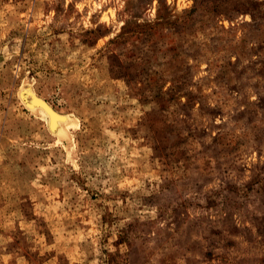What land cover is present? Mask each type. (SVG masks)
Listing matches in <instances>:
<instances>
[{
	"label": "rangeland",
	"instance_id": "obj_1",
	"mask_svg": "<svg viewBox=\"0 0 264 264\" xmlns=\"http://www.w3.org/2000/svg\"><path fill=\"white\" fill-rule=\"evenodd\" d=\"M0 264H264V0H0Z\"/></svg>",
	"mask_w": 264,
	"mask_h": 264
},
{
	"label": "bare ground",
	"instance_id": "obj_2",
	"mask_svg": "<svg viewBox=\"0 0 264 264\" xmlns=\"http://www.w3.org/2000/svg\"><path fill=\"white\" fill-rule=\"evenodd\" d=\"M28 88V87H27ZM25 89V88H24ZM28 90H32V89H28ZM23 91V90H22ZM30 91H27V90H25V91H23L24 92V94H22V97L24 96V97H27V94H29V92ZM22 92V93H23ZM32 94V93H31ZM30 94V95H31ZM34 94V93H33ZM36 95V94H35ZM32 96V95H31ZM36 97V98H35ZM35 97H33V98H31V99H29L28 97V99L30 100V102H32L30 105L32 106L33 105V102L34 103H36L37 102V104H41V105H44V107L48 110H46L47 112H46V114L48 115V116H50V122H49V125H50V127H51V129H54V130H56L59 134L60 133H63V134H66V123H67V118L65 117V116H63V115H60V114H58V112H56L55 110H54V108L50 105V104H46V103H44L43 101H42V99H40V98H37V96H35ZM34 106V105H33ZM29 107V106H28ZM37 108V107H36ZM31 109V108H30ZM34 110V109H33ZM38 110V109H37ZM37 110H36V112H37ZM44 110V109H43ZM38 113V112H37ZM69 120V119H68ZM53 130V131H54ZM52 133V132H51Z\"/></svg>",
	"mask_w": 264,
	"mask_h": 264
}]
</instances>
